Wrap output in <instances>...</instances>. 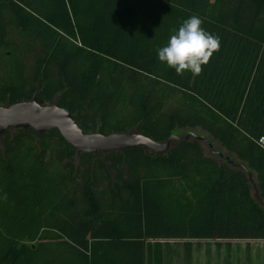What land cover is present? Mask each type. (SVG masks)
Here are the masks:
<instances>
[{"label": "trees", "instance_id": "1", "mask_svg": "<svg viewBox=\"0 0 264 264\" xmlns=\"http://www.w3.org/2000/svg\"><path fill=\"white\" fill-rule=\"evenodd\" d=\"M202 72L157 59L191 16ZM0 106L34 98L87 133L157 142L78 153L57 130L0 136V264H146L148 241L264 240V0H0ZM221 153V155H220Z\"/></svg>", "mask_w": 264, "mask_h": 264}, {"label": "water", "instance_id": "2", "mask_svg": "<svg viewBox=\"0 0 264 264\" xmlns=\"http://www.w3.org/2000/svg\"><path fill=\"white\" fill-rule=\"evenodd\" d=\"M15 129H33L40 134L57 130L78 153L87 154L107 153L135 147H146L159 154L167 152L173 141L185 142L190 138L205 141L214 151L207 137L193 132L183 137L172 134L164 142H157L138 132L110 135L98 132L87 133L80 127L71 111L57 104L43 105L36 98L10 106H0V136Z\"/></svg>", "mask_w": 264, "mask_h": 264}, {"label": "crops", "instance_id": "3", "mask_svg": "<svg viewBox=\"0 0 264 264\" xmlns=\"http://www.w3.org/2000/svg\"><path fill=\"white\" fill-rule=\"evenodd\" d=\"M151 242V243H150ZM147 242L146 264H264V240H160Z\"/></svg>", "mask_w": 264, "mask_h": 264}, {"label": "clouds", "instance_id": "4", "mask_svg": "<svg viewBox=\"0 0 264 264\" xmlns=\"http://www.w3.org/2000/svg\"><path fill=\"white\" fill-rule=\"evenodd\" d=\"M219 45V37L206 31L202 20L194 15L184 20L169 36L167 43L157 49V59L177 75L190 72L198 76Z\"/></svg>", "mask_w": 264, "mask_h": 264}, {"label": "rangeland", "instance_id": "5", "mask_svg": "<svg viewBox=\"0 0 264 264\" xmlns=\"http://www.w3.org/2000/svg\"><path fill=\"white\" fill-rule=\"evenodd\" d=\"M0 75H3V69H0ZM189 132H193V133H195V134H197V135H199V136H205V137H207L208 139H209V141L211 142V144L213 145V147H214V150H217V151H221V152H224V153H226L225 152V150L219 145V144H217L212 138H210L204 131H202V130H199V129H194V130H191V129H187V130H182V131H177V132H175L174 134H176V135H178V136H180V137H183V136H185L187 133H189ZM203 144H204V147H205V151H206V153L207 154H212V149H211V147L205 142V141H203ZM263 241V240H262ZM154 244H151V245H149V247H154V248H156V249H158L157 248V241H152ZM151 243V242H150Z\"/></svg>", "mask_w": 264, "mask_h": 264}, {"label": "built area", "instance_id": "6", "mask_svg": "<svg viewBox=\"0 0 264 264\" xmlns=\"http://www.w3.org/2000/svg\"><path fill=\"white\" fill-rule=\"evenodd\" d=\"M263 141H264V139H263V138H261L260 142H263Z\"/></svg>", "mask_w": 264, "mask_h": 264}]
</instances>
